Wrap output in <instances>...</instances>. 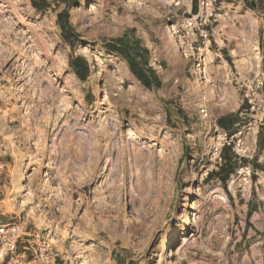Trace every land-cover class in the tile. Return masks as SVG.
Returning <instances> with one entry per match:
<instances>
[{
    "label": "rangeland",
    "instance_id": "rangeland-1",
    "mask_svg": "<svg viewBox=\"0 0 264 264\" xmlns=\"http://www.w3.org/2000/svg\"><path fill=\"white\" fill-rule=\"evenodd\" d=\"M34 1L0 0V264H264L263 126L219 123L264 75V27L254 58L225 41L240 48L226 69L204 51L197 70L183 36L188 18L215 29L250 1ZM129 30L161 88L106 50Z\"/></svg>",
    "mask_w": 264,
    "mask_h": 264
},
{
    "label": "crops",
    "instance_id": "crops-1",
    "mask_svg": "<svg viewBox=\"0 0 264 264\" xmlns=\"http://www.w3.org/2000/svg\"><path fill=\"white\" fill-rule=\"evenodd\" d=\"M253 1V0H249ZM259 3L256 4V7L251 8L247 7L246 9H224L223 13L217 14V16H221L223 19L221 24H219L215 29H211L209 25L207 26V31L209 33V41H199L197 45L199 46V56L205 57L208 60H217L222 58V68L226 69L228 66L229 61L233 58V52H240V48L231 49L227 47V42L230 44H237L240 45L241 40H245V43L248 44L246 47L247 51L246 54L250 58H254L255 52V37L256 32L260 31L261 28L264 27V9L263 13L259 11ZM243 18V19H242ZM241 23H245V25L241 26ZM251 30L252 36L248 37L246 34V30ZM215 33V34H214ZM219 37V38H218ZM264 38V34L262 38L258 40L259 45V56L261 57L262 64L264 63V51L261 49V42ZM212 41L215 42L216 46L215 49H211ZM220 43L223 45L220 46ZM197 49V47H195ZM262 51V53H261ZM196 55V53L194 52ZM223 54L225 55L226 60L223 58ZM194 55V56H195ZM251 62L253 60L249 59ZM226 75L229 76V73L226 72ZM233 112L234 115L231 117H225L222 115L219 118V123H237L238 121L242 120L246 107L244 105L243 99L241 98V94L239 90L236 89L233 93Z\"/></svg>",
    "mask_w": 264,
    "mask_h": 264
},
{
    "label": "trees",
    "instance_id": "trees-1",
    "mask_svg": "<svg viewBox=\"0 0 264 264\" xmlns=\"http://www.w3.org/2000/svg\"><path fill=\"white\" fill-rule=\"evenodd\" d=\"M57 4H67V0H52ZM264 6V0L250 1L249 7L254 8L256 4ZM35 8L40 10L46 9L50 3L49 0H41L33 2ZM198 0H193V10L197 13ZM62 22V28L67 38L73 37L78 39V35L74 32L69 24L68 9L66 8L58 16ZM68 40V39H67ZM71 46L73 44H70ZM107 51L117 54L125 59L128 63L131 73L141 82L147 89H159L162 86L161 78L156 69L151 65V52L150 49L144 45L143 41L136 37L133 30L125 32L122 36L108 41L105 45ZM261 49L264 51V38L261 42ZM75 74L82 80L86 81L90 75V65L83 57H77L70 62ZM264 69V63H263Z\"/></svg>",
    "mask_w": 264,
    "mask_h": 264
},
{
    "label": "built area",
    "instance_id": "built-area-1",
    "mask_svg": "<svg viewBox=\"0 0 264 264\" xmlns=\"http://www.w3.org/2000/svg\"><path fill=\"white\" fill-rule=\"evenodd\" d=\"M211 16V15H210ZM210 16L207 17H192L185 20L184 23V33L185 38L191 37L195 38L194 42L199 41H209V33L207 31L208 22H210ZM197 39V40H196ZM191 45V42L188 43ZM199 46L197 47V59L196 66L197 70L202 69L203 56L198 55ZM264 75H260L255 84H252L246 88L244 92V102L246 104V111L243 116L250 119V123H260L263 126L264 133ZM237 123H242L238 121ZM239 125V124H237ZM227 134L225 133V138ZM13 232L16 231L15 228L12 229ZM0 233H6L5 228L0 230Z\"/></svg>",
    "mask_w": 264,
    "mask_h": 264
}]
</instances>
